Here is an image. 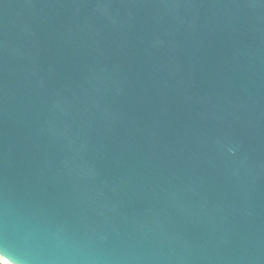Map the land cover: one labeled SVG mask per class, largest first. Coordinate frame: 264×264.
Returning a JSON list of instances; mask_svg holds the SVG:
<instances>
[{"label": "water", "instance_id": "95a60500", "mask_svg": "<svg viewBox=\"0 0 264 264\" xmlns=\"http://www.w3.org/2000/svg\"><path fill=\"white\" fill-rule=\"evenodd\" d=\"M0 255L264 264V0H0Z\"/></svg>", "mask_w": 264, "mask_h": 264}, {"label": "snow or ice", "instance_id": "6c2138e0", "mask_svg": "<svg viewBox=\"0 0 264 264\" xmlns=\"http://www.w3.org/2000/svg\"><path fill=\"white\" fill-rule=\"evenodd\" d=\"M0 264H10V258L6 255H0Z\"/></svg>", "mask_w": 264, "mask_h": 264}]
</instances>
